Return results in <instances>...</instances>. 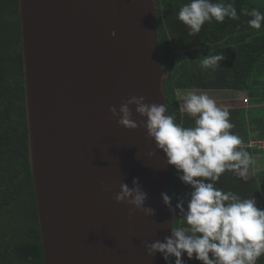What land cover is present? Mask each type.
<instances>
[{"label": "water", "instance_id": "obj_1", "mask_svg": "<svg viewBox=\"0 0 264 264\" xmlns=\"http://www.w3.org/2000/svg\"><path fill=\"white\" fill-rule=\"evenodd\" d=\"M18 16L43 264H170L146 249L171 235L170 166L134 105L135 129L109 111L165 104L155 0H18ZM133 178L155 215L113 198Z\"/></svg>", "mask_w": 264, "mask_h": 264}, {"label": "trees", "instance_id": "obj_2", "mask_svg": "<svg viewBox=\"0 0 264 264\" xmlns=\"http://www.w3.org/2000/svg\"><path fill=\"white\" fill-rule=\"evenodd\" d=\"M188 2L155 0L168 114H175L177 122L183 121L185 126L192 123L180 111L178 97L185 91L242 94L248 105L230 108L231 131L241 137L255 163L247 177L225 172L216 186L243 198L253 196L256 206L264 209V27L259 31L251 28L247 23L251 17L240 14L242 8L264 13V0H224L235 4L239 19L206 22L195 36H189L187 26L178 19L179 8ZM221 52L226 59L219 68L201 69L203 56ZM170 179L174 206L191 189L179 180L172 166ZM180 221L177 210L172 227L180 226ZM182 258L186 264H202ZM0 264H43L28 162L18 0H0ZM170 264H174L173 257ZM257 264H264V256Z\"/></svg>", "mask_w": 264, "mask_h": 264}, {"label": "clouds", "instance_id": "obj_3", "mask_svg": "<svg viewBox=\"0 0 264 264\" xmlns=\"http://www.w3.org/2000/svg\"><path fill=\"white\" fill-rule=\"evenodd\" d=\"M240 14L251 17L247 21L251 28L259 31L264 27V13L257 8H242ZM226 18L238 20L239 15L235 4L224 0H189L178 11V19L187 26L189 36L199 34L206 22L223 23ZM110 34L115 35V31ZM224 59L222 52L203 56L201 69L215 71ZM178 100L181 113L192 121L188 126L183 121L177 122L175 114H168L167 105L145 103L142 95L130 96L118 110L109 107L119 125L135 129L138 124L132 119L130 108L134 105L135 112L146 118L142 124L155 150L164 154L166 164L191 189L174 206L172 197L161 193L163 204L174 216L178 210L180 226L171 227V235L163 242L155 240L147 244V252L149 255L158 252L165 261L173 257L174 264H186L184 256L202 264H257L264 256V209L256 206L253 196L243 198L216 186L225 172L247 177L255 163L241 137L231 131L234 125L230 107L207 92L190 91ZM113 198L133 206L129 209L130 216L135 210L155 215V209L145 203L147 193L137 178H133L131 187L121 183Z\"/></svg>", "mask_w": 264, "mask_h": 264}, {"label": "crops", "instance_id": "obj_4", "mask_svg": "<svg viewBox=\"0 0 264 264\" xmlns=\"http://www.w3.org/2000/svg\"><path fill=\"white\" fill-rule=\"evenodd\" d=\"M216 92H225L227 97L226 99L219 100L220 103L228 105L230 108L237 107V106H246V99L242 94L235 91H216Z\"/></svg>", "mask_w": 264, "mask_h": 264}, {"label": "rangeland", "instance_id": "obj_5", "mask_svg": "<svg viewBox=\"0 0 264 264\" xmlns=\"http://www.w3.org/2000/svg\"><path fill=\"white\" fill-rule=\"evenodd\" d=\"M187 92H190V91H185V92H182L181 94L182 95H184L185 93H187ZM194 92H197V93H199V92H207L211 97H213L214 99H216V100H222V99H226L227 97H229V96H226L225 95V92H216V91H195L194 90ZM180 95V94H179ZM180 97H181V95H180Z\"/></svg>", "mask_w": 264, "mask_h": 264}]
</instances>
